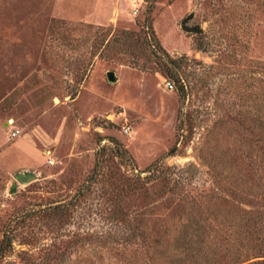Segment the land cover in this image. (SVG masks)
<instances>
[{
    "label": "rangeland",
    "instance_id": "1",
    "mask_svg": "<svg viewBox=\"0 0 264 264\" xmlns=\"http://www.w3.org/2000/svg\"><path fill=\"white\" fill-rule=\"evenodd\" d=\"M263 261L264 0H0V264Z\"/></svg>",
    "mask_w": 264,
    "mask_h": 264
},
{
    "label": "water",
    "instance_id": "2",
    "mask_svg": "<svg viewBox=\"0 0 264 264\" xmlns=\"http://www.w3.org/2000/svg\"><path fill=\"white\" fill-rule=\"evenodd\" d=\"M192 19V16H188L181 24V28L184 32L190 34V33H195V34H200L202 33L201 29L198 28H193L191 26L188 25L189 21ZM108 79L110 82H116V76L114 74V72H109L108 73ZM17 181L22 184V185H26L28 183H31L35 180V176L32 174L26 175V174H19L17 176Z\"/></svg>",
    "mask_w": 264,
    "mask_h": 264
},
{
    "label": "trees",
    "instance_id": "3",
    "mask_svg": "<svg viewBox=\"0 0 264 264\" xmlns=\"http://www.w3.org/2000/svg\"><path fill=\"white\" fill-rule=\"evenodd\" d=\"M149 43H150V46H152L151 41H149ZM96 172H97V170H96ZM133 180H134V183H133L134 189H137V187L135 188V186L136 185H141V184L143 185V182H144L145 179L143 180V179L139 178V176H138L137 178H134ZM60 209H61V205L60 206L58 205V206L54 207L52 209V211H53V213H57L58 211H60ZM255 221H256V219H255ZM256 224H257V221H256ZM57 248H58V246L56 245V242H55V244L53 243V245L51 247L47 248L48 252L50 254L53 253V255H54L51 259H55V258L58 257L57 254H56ZM257 264H264V261L261 262V263L259 262Z\"/></svg>",
    "mask_w": 264,
    "mask_h": 264
},
{
    "label": "built area",
    "instance_id": "4",
    "mask_svg": "<svg viewBox=\"0 0 264 264\" xmlns=\"http://www.w3.org/2000/svg\"><path fill=\"white\" fill-rule=\"evenodd\" d=\"M135 15H136V12H135ZM166 86L169 89H174V84L171 81H166ZM129 132H130V127L124 128V133L125 134H128ZM19 134H20V130H18V129H14V130L11 131V137H13V138H16ZM49 163L53 164L54 162L53 161H49Z\"/></svg>",
    "mask_w": 264,
    "mask_h": 264
},
{
    "label": "crops",
    "instance_id": "5",
    "mask_svg": "<svg viewBox=\"0 0 264 264\" xmlns=\"http://www.w3.org/2000/svg\"><path fill=\"white\" fill-rule=\"evenodd\" d=\"M87 20H90V21H95V20H97L98 18L95 16V15H92V16H87V18H86Z\"/></svg>",
    "mask_w": 264,
    "mask_h": 264
}]
</instances>
